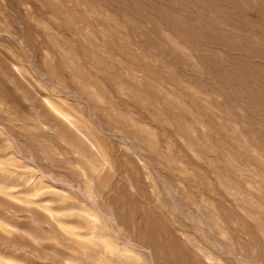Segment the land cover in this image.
I'll return each instance as SVG.
<instances>
[{"label":"rangeland","instance_id":"rangeland-1","mask_svg":"<svg viewBox=\"0 0 264 264\" xmlns=\"http://www.w3.org/2000/svg\"><path fill=\"white\" fill-rule=\"evenodd\" d=\"M0 264H264V0H0Z\"/></svg>","mask_w":264,"mask_h":264},{"label":"bare ground","instance_id":"bare-ground-1","mask_svg":"<svg viewBox=\"0 0 264 264\" xmlns=\"http://www.w3.org/2000/svg\"><path fill=\"white\" fill-rule=\"evenodd\" d=\"M59 116V115H58ZM60 117V116H59ZM62 120V119H61ZM73 127V126H72ZM75 129V128H74ZM74 131V130H73ZM76 131V130H75ZM80 131V130H79ZM89 142V141H88ZM91 144V143H90ZM89 146V145H88ZM96 150V149H95Z\"/></svg>","mask_w":264,"mask_h":264}]
</instances>
